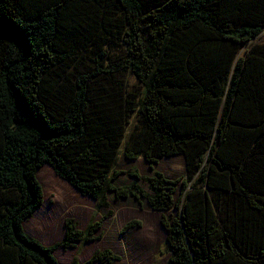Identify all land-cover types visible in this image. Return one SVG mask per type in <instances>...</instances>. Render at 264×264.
I'll list each match as a JSON object with an SVG mask.
<instances>
[{"label": "trees", "instance_id": "16d2710c", "mask_svg": "<svg viewBox=\"0 0 264 264\" xmlns=\"http://www.w3.org/2000/svg\"><path fill=\"white\" fill-rule=\"evenodd\" d=\"M263 32L264 0H0V264H60L57 250L100 238L109 213L86 230L66 218L53 246L27 234L47 165L98 210L113 195L173 211L169 264H264ZM121 154L145 158L149 191L119 184L141 179ZM178 156L185 179L155 171Z\"/></svg>", "mask_w": 264, "mask_h": 264}, {"label": "rangeland", "instance_id": "374dc122", "mask_svg": "<svg viewBox=\"0 0 264 264\" xmlns=\"http://www.w3.org/2000/svg\"><path fill=\"white\" fill-rule=\"evenodd\" d=\"M254 43H264V32ZM107 47L108 45H104V48ZM249 48L250 46L244 47L240 56H244ZM107 50L111 56H115V49ZM84 53L89 58L92 55L88 65L93 66L92 59L95 54H92L89 48ZM120 78L126 81L128 89H133L136 83L133 75L125 72L118 75V79ZM116 169L126 173L137 172L141 177L137 180L125 174L118 179L119 184L137 183L149 191L144 178L153 177L154 172L144 157L129 161L121 154ZM155 171L173 181L185 179L187 174L185 159L182 156L161 159L155 166ZM38 178L45 191V202L39 212L25 222L24 228L29 236L45 247L53 246L62 240L65 218L75 219L78 228L86 230L91 222L99 221L109 213L103 220V226L98 233L100 238L97 241L91 244L79 243L72 249L57 250L55 256L59 262L72 264L74 260H78L84 263L97 251L112 250L120 257L114 264H169L167 234L161 220L163 216L167 217L173 211L166 213L153 211L144 200L138 201L134 198L116 200L113 195H109V208L98 210L94 199L82 196L69 184L60 180L51 167H43ZM178 186L176 199H179L181 194V184ZM132 221H138L140 226L125 230V226Z\"/></svg>", "mask_w": 264, "mask_h": 264}, {"label": "crops", "instance_id": "0c3cea01", "mask_svg": "<svg viewBox=\"0 0 264 264\" xmlns=\"http://www.w3.org/2000/svg\"><path fill=\"white\" fill-rule=\"evenodd\" d=\"M40 172V171H39ZM39 174V173H38ZM39 179V178H38ZM68 184V183H67ZM70 186V185H69ZM72 187V186H71ZM77 191V190H76ZM44 194H45V191H44ZM39 212V211H38ZM87 213H90V211H86ZM62 213H63V211H61V215H62ZM59 219H60V221H61V218L59 217ZM65 220H66V218H65ZM65 220L63 221L64 223H65ZM56 222H58V221H56ZM87 226H89V225H87ZM63 227H65V224L63 225ZM56 258H58V257H56ZM58 260V259H57ZM59 261V260H58ZM61 262V261H60ZM59 262V263H60ZM83 263V262H82ZM60 264H69V263H67V262H61Z\"/></svg>", "mask_w": 264, "mask_h": 264}, {"label": "clouds", "instance_id": "9594fccd", "mask_svg": "<svg viewBox=\"0 0 264 264\" xmlns=\"http://www.w3.org/2000/svg\"><path fill=\"white\" fill-rule=\"evenodd\" d=\"M184 158V157H183ZM47 166H49V165H47ZM50 167V166H49ZM40 171V170H39ZM39 173V172H38ZM55 173V172H54ZM56 175V174H55ZM57 176V175H56ZM37 177H38V175H37ZM58 177V176H57ZM59 178V177H58ZM60 179V178H59ZM60 180H62V179H60ZM40 181V180H39ZM62 181H64V180H62ZM65 182V181H64ZM41 183V182H40ZM67 183V182H66ZM71 186V185H70ZM75 189V188H74ZM76 190V189H75ZM80 193V192H79ZM81 194V193H80ZM45 195V194H44ZM82 195V194H81ZM83 196V195H82ZM85 197H88V196H85ZM90 198V197H89ZM25 224V223H24ZM26 231V230H25Z\"/></svg>", "mask_w": 264, "mask_h": 264}]
</instances>
